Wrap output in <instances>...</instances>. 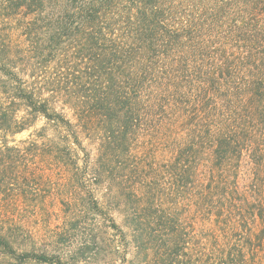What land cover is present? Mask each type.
<instances>
[{"label":"trees","instance_id":"trees-1","mask_svg":"<svg viewBox=\"0 0 264 264\" xmlns=\"http://www.w3.org/2000/svg\"><path fill=\"white\" fill-rule=\"evenodd\" d=\"M0 264H264V0H0Z\"/></svg>","mask_w":264,"mask_h":264},{"label":"rangeland","instance_id":"rangeland-1","mask_svg":"<svg viewBox=\"0 0 264 264\" xmlns=\"http://www.w3.org/2000/svg\"><path fill=\"white\" fill-rule=\"evenodd\" d=\"M29 134H30V131H24L23 133H20V134L16 135V136H15V139H16V141H20V140H22V139L27 138V137L29 136ZM85 144H87V148H88L89 150H91V153H92L93 157H95V156H96V153H97V150H96L97 145H96L95 143H93V144H88V141H86ZM46 206H47V208H48L50 211H55V212H58V213H59V211H60V207H59L57 201H51V200H49V201L47 202ZM56 218H57V217H51V218L49 219V221L52 222V228H54L55 225H56L57 222H58ZM44 224H45V223L41 222V220H38V221H36V222H32V226H35V228H38V230L40 231V233H43V234L46 233V229H45V227H44V226H45ZM33 228H34V227H33Z\"/></svg>","mask_w":264,"mask_h":264}]
</instances>
